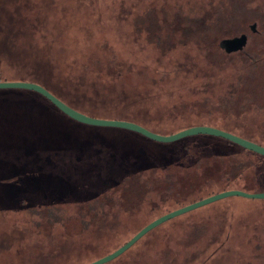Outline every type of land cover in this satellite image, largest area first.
Listing matches in <instances>:
<instances>
[{
    "label": "rangeland",
    "instance_id": "1",
    "mask_svg": "<svg viewBox=\"0 0 264 264\" xmlns=\"http://www.w3.org/2000/svg\"><path fill=\"white\" fill-rule=\"evenodd\" d=\"M0 20V39L6 38L7 52L13 55L0 54V65L7 67L4 75L14 76L25 63L30 68L31 59L52 53V66L60 67L47 84L78 109L110 117L146 115L149 121L150 115L167 113L169 99L179 92L187 97L186 89L195 86V99H185L179 111L222 124L225 120L264 137V110L258 112L251 104L255 95L248 86L236 89L243 94L240 103H223L220 97L231 92L225 91L231 81L224 80L221 87L216 76L208 78L213 75L208 66L215 39L218 44L246 34L247 45H258L252 50L262 55L264 45L257 36H264V0H0ZM252 24L257 33L250 32ZM232 61L235 57L228 56L227 62ZM5 100L33 111L41 107L24 93H0V103ZM193 100L196 104L188 105ZM10 112L0 109V262L86 263L122 244L137 222L123 221L121 204L108 200L111 188L104 181L103 165L85 156L113 164V158L105 157L106 147L87 141L88 150L78 164H88L96 173L87 170L86 178L74 176L70 162L75 161L68 158L73 152L61 148L53 153L40 138L46 133H36L40 141L33 136L35 145L16 143L22 116L13 119ZM38 175L76 183L80 194L86 193L81 201L109 202L108 214L100 225L95 222L82 230L75 213L67 211L57 223L42 221L40 231L35 230L30 213L15 197ZM83 182L86 189L79 185ZM29 198L39 205L44 201ZM67 215L70 221L64 225ZM220 239L224 242L214 243ZM107 264H264V200L230 197L194 210L156 228Z\"/></svg>",
    "mask_w": 264,
    "mask_h": 264
},
{
    "label": "trees",
    "instance_id": "2",
    "mask_svg": "<svg viewBox=\"0 0 264 264\" xmlns=\"http://www.w3.org/2000/svg\"><path fill=\"white\" fill-rule=\"evenodd\" d=\"M257 37L263 43L261 45H264V36L259 35ZM212 44L214 45V52H209L210 63L208 68L213 75L208 76V78L216 76V79L221 80V87L225 84L224 80L231 81L229 84H225V91L231 92L225 93L220 97L222 102H229L231 104L240 103L243 94L240 95V92H237L236 89L238 87L242 89L245 85L248 86V91L252 93L251 95H255L254 101L251 104H254L255 108L260 110L258 112L263 111L264 49L261 50L262 55L257 54L255 53L256 51L252 50V47L256 49L258 45L251 43V45L246 44L241 51L226 54L219 49L216 39L212 41ZM1 53L3 55L5 53L13 59V55L7 52L6 38L0 39ZM230 55L235 57V61L227 62V57ZM43 56L39 55L34 60L31 59L32 61L29 62L32 63L30 68L25 63V66L16 70L17 73L14 76L4 75L7 67L0 65V82L35 83L84 115L92 118L133 122L151 132L161 135L174 134L193 126H211L264 147V137L253 135L238 125L232 126L226 123L225 120L222 124L219 121L207 119L204 116H192L189 113L184 114L179 111V107L187 103L185 99H195V86L186 89L188 90L185 94L188 95L187 97L183 94L181 95L182 92H179L178 97L169 99L170 104H167L165 107L167 113L158 117H156V114L154 116L150 115L149 121L145 120L146 115L136 114L132 118L110 117L103 114H93L87 109H78L76 106L74 107L62 99L47 84L49 83V76L55 77L53 70L59 68L60 65L52 66L51 60H53L54 54L50 53L48 56H44V59ZM26 59H28V56ZM62 75L63 79H67L64 71H62ZM60 79L62 78L57 79L58 83ZM233 90L235 91L233 92ZM6 91L30 95L37 102H40L41 105L39 110L33 111L28 108L17 107L8 100L0 103V109L5 111L11 110L10 113L13 119L16 114L22 116V124L18 131L16 143H29L30 146V142H32V145H35L37 140L32 141L33 136H35L39 141L41 138L43 141L49 143L48 146L49 148L51 147L50 149L53 150V153H57V150L61 148L72 151L73 153L68 158L75 161L74 164L69 161L74 176L86 178L83 174L87 173V170L96 173L88 164H85L86 167H80L78 164L80 160L82 161V157L88 150L87 141L91 142L90 140L94 139L95 142L98 141L99 145L106 147L105 157L108 160V157L110 159L113 158V164L109 161H103L101 157L93 156L92 154L85 155L86 160L89 162L96 158L95 162L103 165L100 167L101 170H104V181L111 188V197L108 200H115L119 205L121 204L120 209L123 212V221L137 222L130 235L110 253L128 242L137 232L153 220L186 205L231 190H239L246 193L264 192V156L246 150L225 139L208 135H197L172 143H158L128 130L95 127L78 123L64 115L44 97L35 92L11 89L0 90V93H5ZM191 104L195 105L196 100L188 103V105ZM102 105L103 107H107V103H103ZM38 132L46 133V135H41L39 138L36 135ZM56 136L59 137L56 139L57 142H54ZM22 137H26V140L21 141ZM51 137L52 140H50ZM36 162L37 160H32V163ZM11 172L12 170L8 173ZM24 173H30V171ZM30 180L32 181L28 182L27 190L23 191L22 194H18L16 197L8 195L7 198L15 197V199H18L16 203L20 202V208L30 213L29 220L34 224L37 231H40V223L42 221L55 224L59 219L60 213H67V211L74 212V220L79 222L82 230H87L95 222L97 225H100V219L105 217L108 214V210H110L111 204L109 202H103L102 204L96 200L91 204H87L81 201V198H86V193L82 192L80 194L74 182H65V179H56L55 181L47 179L49 181L47 182L40 175ZM79 185L82 186L81 189H86L84 186H88L86 182ZM157 193L158 195H155ZM30 195L44 201L40 205L35 204V201L38 200H34L33 198L30 200ZM210 205L212 204L198 208L196 211ZM193 211L173 218L161 225L182 219L193 213ZM89 215L92 216L87 218ZM63 218L65 221L64 225H66L70 221V218L68 215ZM224 239H226L225 236ZM224 239L214 241V243L221 244L224 242ZM47 259L51 260L50 258ZM4 262L3 260L0 264H4ZM88 263H91V261L86 263L76 262L74 264ZM7 264H10V262ZM67 264H71V261H67Z\"/></svg>",
    "mask_w": 264,
    "mask_h": 264
},
{
    "label": "water",
    "instance_id": "3",
    "mask_svg": "<svg viewBox=\"0 0 264 264\" xmlns=\"http://www.w3.org/2000/svg\"><path fill=\"white\" fill-rule=\"evenodd\" d=\"M249 30L251 33H256V24H252L249 26ZM248 38L247 35L241 34L239 36H235L232 38H224L221 39L218 42V47L226 54L234 53L241 51L247 44ZM11 89H19V90H28L35 92L42 97H44L47 101H49L52 105H54L60 112H62L64 115L69 117L70 119L89 126H95V127H108V128H118L123 130H128L131 132H135L137 134H140L141 136H144L148 138L149 140H152L154 142L158 143H172L176 142L178 140H181L186 137L190 136H197V135H208L213 136L217 138L225 139L229 142H232L246 150L252 151L256 154H259L261 156H264V147L259 146L258 144L251 142L249 140H246L244 138H241L239 136H236L230 132L211 127V126H193L184 130H181L179 132H176L174 134L170 135H161L154 132H151L144 128L143 126H140L136 123L125 121V120H107V119H99V118H92L87 115L82 114L81 112L71 108L61 100H59L57 97H55L53 94H51L48 90L43 88L42 86L30 83V82H0V90H11ZM230 197H241L246 199H255V200H264V192L262 193H246L239 190H231L226 192H221L215 195H212L210 197H207L205 199L199 200L197 202H194L192 204L186 205L182 208L176 209L174 211H171L167 214H164L157 219L153 220L149 224H147L145 227H143L139 232H137L128 242L123 244L121 247L116 249L114 252L101 257L98 260H95L88 264H106L109 263L119 256H121L123 253L128 251L137 241H139L143 236H145L147 233L152 231L153 229L157 228L161 224L176 218L178 216H181L183 214H186L188 212H191L193 210H196L198 208L207 206L209 204H212L214 202L230 198Z\"/></svg>",
    "mask_w": 264,
    "mask_h": 264
}]
</instances>
